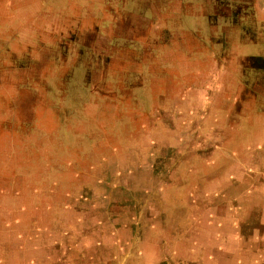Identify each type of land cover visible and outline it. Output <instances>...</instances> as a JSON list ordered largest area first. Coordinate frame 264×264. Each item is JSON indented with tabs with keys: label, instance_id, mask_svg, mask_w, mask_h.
<instances>
[{
	"label": "rangeland",
	"instance_id": "1",
	"mask_svg": "<svg viewBox=\"0 0 264 264\" xmlns=\"http://www.w3.org/2000/svg\"><path fill=\"white\" fill-rule=\"evenodd\" d=\"M172 1L0 0V264H264V148L178 113L208 28Z\"/></svg>",
	"mask_w": 264,
	"mask_h": 264
},
{
	"label": "crops",
	"instance_id": "2",
	"mask_svg": "<svg viewBox=\"0 0 264 264\" xmlns=\"http://www.w3.org/2000/svg\"><path fill=\"white\" fill-rule=\"evenodd\" d=\"M214 2L216 3L210 7L207 1H202L199 4L202 13H198L196 17L192 13L194 11L191 3L183 2L182 4L181 0H176L177 7L182 5L177 13L180 22L182 16L184 20L186 17L190 18L193 23L199 17H204L206 25L204 27L208 28L207 37L204 40L199 35L202 28L201 20L197 26L198 32H191L193 52H200V56H192L194 61L190 63L191 67L185 66L186 58L178 57L177 70L180 75L185 76L193 70L194 76L204 79L199 87L193 89L192 103L186 100L185 91L182 89L184 97L176 102V107L178 113L182 111L180 115L185 114V109H191L189 113L198 118L200 132L205 134L207 131V138L210 140H220L221 148L215 147L224 151L220 153L221 156H226L228 147L237 150L244 144H252L254 147L264 148V0H256V4L251 1L250 6L253 3L256 5L253 10L251 9V19L248 20L246 11L247 19L244 16L242 20L237 21L230 19L231 4L226 5L227 0H214ZM180 34L182 40H176V47L179 51L182 44V52L180 50L179 53L185 56L190 47L189 43L186 44L185 31H181ZM245 45L258 48L250 49V54L246 55L241 50ZM204 52L207 53L206 57L202 56ZM208 55H210L209 58ZM205 58H208L209 65L203 63ZM193 63L194 67H192ZM248 83L250 84L246 87ZM246 92L249 97L243 95ZM259 92H261L260 99L256 96ZM237 106L239 110L234 112ZM215 154L218 153L215 152ZM242 166L244 165L234 164L237 170ZM255 169L252 172L255 173ZM257 169L260 171L259 168ZM202 252H204L203 249L198 247L194 257H200ZM211 257L212 255L210 259ZM197 261L198 264H210V260L199 258ZM217 263L215 259L213 264Z\"/></svg>",
	"mask_w": 264,
	"mask_h": 264
}]
</instances>
